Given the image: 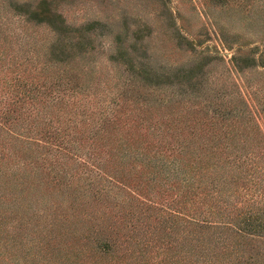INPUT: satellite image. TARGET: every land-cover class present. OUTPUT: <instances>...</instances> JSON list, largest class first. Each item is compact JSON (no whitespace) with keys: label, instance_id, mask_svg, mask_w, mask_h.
<instances>
[{"label":"rangeland","instance_id":"374dc122","mask_svg":"<svg viewBox=\"0 0 264 264\" xmlns=\"http://www.w3.org/2000/svg\"><path fill=\"white\" fill-rule=\"evenodd\" d=\"M37 8L42 10L40 16L36 14L38 11L28 14ZM32 17L43 18L38 21ZM43 62L49 64L48 71ZM6 73H10L8 80L17 77L20 81L47 85L58 81L71 87L65 97L58 92L51 94L54 99L42 95L43 100L37 99L35 106L22 114L23 120L12 121L11 127L22 134L21 137H35L30 143L19 145L16 162L20 164L23 158L26 162L33 161L34 157L49 165L56 158L55 145L37 143L38 136L30 135L28 130L23 132L29 119L44 130L63 127L66 140L61 145L66 149L70 147L68 134L75 133L81 149L71 150L80 155L71 159L65 152L59 153L65 161L61 158L57 167L48 166L46 177L56 173L60 186L44 187L41 183L39 191L32 185L25 188L26 197H31L30 204L15 219L27 225L18 226L15 241L0 236V264H17L15 261L89 264L91 254L88 258L79 251L78 237L91 224L103 231L107 227L104 224L118 219L110 209L127 212L119 203L125 204L128 199L143 200L144 206L145 203L157 204V201L166 205L174 199L176 190L171 191L170 183L162 174H155L154 181L148 182L145 189L141 187L149 194L134 193L131 197L127 189L114 187L121 193L110 196L108 202L92 200L93 189L89 182L95 177V171L90 173L91 165L84 161H91L99 153L87 154L93 141L106 142V135L101 133L98 139L96 136L87 139L99 127V117L111 119L103 123L109 131L114 128V132H126L131 128L132 133L152 137L148 146L141 143L147 155L153 151L164 154L167 148L181 142L198 145L193 134L198 129V121L205 120L203 126L210 133L221 135L228 127L236 132L240 128H244L245 133L248 130L249 136L255 139L241 143L257 145L258 153L264 156V0H0V79ZM2 84L0 82V90ZM46 111L58 118L57 121L44 124L42 116ZM250 115L249 123L237 125ZM3 123L0 153L6 159L13 138L7 128L11 122ZM48 147L52 149L46 150ZM139 160L130 157L122 170L128 184L137 185L145 180L136 173L142 167ZM142 168L147 171L146 177L154 172L147 163ZM6 170L3 180L8 176L9 169ZM13 170L30 175L26 165L9 171ZM33 178L34 174L28 183ZM155 192H161L160 196H152ZM7 202L0 209L14 215L16 207L5 208ZM106 205L109 208L104 209ZM101 210L109 217L102 215ZM100 214L104 218L98 217ZM86 215L87 222L79 221V216ZM115 226L120 228L118 235L126 232L121 229L120 221H116ZM9 227V224L4 227V234L8 230V236L13 233ZM111 229L112 238L117 239V229L114 230V226ZM160 232L154 230L153 235ZM134 235L127 237V248L121 250L120 257V253H115L113 260L107 255L100 262L158 264L162 253H166V264H191L180 258V248L173 249L175 257H172L173 250L168 252L163 248L139 250L136 241H142L139 235ZM7 240L10 245L5 247ZM263 261L251 263L264 264ZM211 264H219V261L213 258Z\"/></svg>","mask_w":264,"mask_h":264},{"label":"trees","instance_id":"16d2710c","mask_svg":"<svg viewBox=\"0 0 264 264\" xmlns=\"http://www.w3.org/2000/svg\"><path fill=\"white\" fill-rule=\"evenodd\" d=\"M43 9L45 12L46 9ZM34 12L40 16L42 10L37 8L35 11L33 9L28 14L32 15ZM32 18L41 21L43 17ZM43 64L48 71L49 64L45 62ZM9 74L2 75L3 77L0 79V82L3 83V88L0 90V103L3 105V108L0 109V126H4L3 122L10 121L11 124L7 128L13 138L9 147L11 150L8 149L5 156L7 158H3V154L0 153V207H3L4 202L8 200L4 207L7 209L16 207V212L14 215H10L11 213H6V209H0V236L15 241V232L18 226L27 225L23 221L15 219L30 204L31 197H26L28 192H24L25 188L32 185L39 191L41 183L44 187L46 185H50L52 188L60 186L61 181L55 177L56 173L52 177H46L49 171L48 166L57 167L61 158L64 159L61 157L63 154L58 156L59 153L65 152V156H69V159L80 156L79 153L71 150H80L81 142L75 133L68 134L70 147L66 149L63 144L61 145L66 140L62 133L63 127L54 131L44 130L40 129L38 123L29 119L24 125L26 128L24 127L23 132L27 133L26 130H28L30 135L38 136L37 143L42 141L45 145H55L56 158L49 165L34 157H32L33 161L26 162V159L23 158L20 164L16 162L19 157L15 156V153L19 152V145L30 143L35 137H21L22 134L11 127L12 121L15 123L19 119L23 120L22 114L27 109L33 108L37 99L43 100L42 95L54 99L51 94L58 92L65 97V93H69L68 90L71 87L66 86L67 83L58 81L47 85V83L41 82L20 81L17 77L8 80L6 78ZM61 86L64 88L60 89ZM64 97L56 101H61ZM110 112L112 113V111ZM224 118L226 119V116ZM57 119L49 111L44 112L42 116L43 123L48 125L56 122ZM250 119H252L251 115L244 122H239L236 119L237 125L249 123ZM107 120L111 119L99 117V127L91 132L90 136H87V139L93 136L98 139L100 133L106 135L105 143L97 144V141H93L89 147L90 152H85L90 154L99 151L91 161H84L91 165L90 173L95 171V177L89 182L93 189L92 200L108 202V198L116 197L121 193L114 187L127 189L128 193H131V197H134V193L138 196L149 194L142 191L141 187L144 186L145 189L148 182L154 181L155 174H162L166 182L170 183L171 191L176 190V195L166 205L163 204V201H157V204L145 203L144 206L143 200L135 199L132 202L128 199L125 204L119 203L128 209L127 212H113L114 209H110L111 214L117 216L118 219L104 224L107 227L103 231L99 226L91 224L78 237L80 240L79 251L88 258L91 254V259L88 260L89 264H100V259L107 258V255H111L110 260H113L115 253H120L118 256L120 257L121 250L127 248L126 243L128 242H125L127 237H133L134 234H136L134 236L139 235L138 239L142 241H136L139 250L146 252L149 247H155L158 250L163 248L171 252L173 249L180 248L182 250L180 258L188 263L191 262V264H211L213 258H217L219 264H252V261L264 260V156L262 157L258 153L260 148L257 149V145L251 147L241 143V141L255 139L249 136L248 130L245 133L244 128H240L236 132L228 127L222 131L221 135L217 132L210 133L203 126L205 120H201V122L199 120L198 129L193 134V138L197 139L195 143L198 145H187L186 142H181L176 147L167 148L164 154L158 155L159 151H153L152 154L148 153L147 155L145 146L151 143L152 137H146L142 133H132L131 128H128L126 132L121 130L114 132V128L109 131L103 125ZM134 122L133 124H135ZM112 123L115 124V121ZM142 142L145 143V146L141 145ZM50 149L52 148L48 147L46 150ZM190 152L192 155L188 156ZM130 157L137 160L140 158L139 162L142 167L147 163L148 168L154 170V172H150L149 177H146L147 171L140 166L136 173L144 176L145 180L137 185L128 184L123 177L122 170L126 167V162ZM37 163L40 164L37 166ZM22 165H26L30 169V175L28 172L27 175H24L15 173V170L9 171L14 167L21 169ZM6 169H9L8 176L6 180H3L2 177L6 173ZM38 169L40 172H37ZM32 174H34V178L28 183ZM157 194L160 196L161 192H155L152 196L156 197ZM25 199L27 201L24 202ZM206 200L209 202L206 203ZM151 201L153 202V200ZM203 204H208V206ZM69 206L71 204L66 208ZM103 208H109V206L106 205ZM105 212L101 210L102 215L109 217ZM102 215L100 214L98 217L104 218ZM151 217L152 221L147 223ZM88 219V215L79 216V221L83 223ZM116 221L123 223L121 229L126 232L122 235L117 234L120 228L115 226ZM8 224L10 232H13L9 236L7 235L8 230L4 234V227H8ZM50 225H54L53 219H50ZM112 226H114V230L117 229L115 234L118 236V240L112 238L114 233L111 229ZM151 230L153 232L161 230V232L154 236L153 232H150ZM6 244L10 245L9 240L4 243L5 247ZM162 254L158 264H166L164 255H167L166 253ZM172 257H175L174 250ZM15 262L22 264L19 261Z\"/></svg>","mask_w":264,"mask_h":264}]
</instances>
